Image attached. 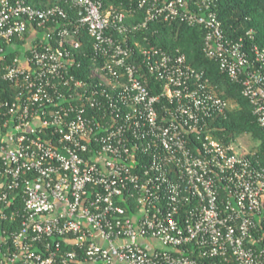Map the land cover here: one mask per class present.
<instances>
[{
    "label": "built area",
    "instance_id": "obj_1",
    "mask_svg": "<svg viewBox=\"0 0 264 264\" xmlns=\"http://www.w3.org/2000/svg\"><path fill=\"white\" fill-rule=\"evenodd\" d=\"M216 3L0 0V264H264V165L208 132L231 104L179 51L131 45L202 29L264 130V50Z\"/></svg>",
    "mask_w": 264,
    "mask_h": 264
},
{
    "label": "trees",
    "instance_id": "obj_2",
    "mask_svg": "<svg viewBox=\"0 0 264 264\" xmlns=\"http://www.w3.org/2000/svg\"><path fill=\"white\" fill-rule=\"evenodd\" d=\"M27 2L38 8H44L48 3L53 4L54 0H27ZM215 11L228 38L236 40L243 37L247 43L250 44L252 41L264 50V0H217ZM144 17V12H139L137 21L143 20ZM65 23L61 25L64 26ZM59 26L55 28L50 26L47 30L55 34ZM250 31L253 33L251 41L247 37ZM136 41L144 46L145 44L153 45L169 52L179 51L186 57L190 66L204 72L216 94L231 104L225 116L209 121L208 132L215 139L226 144L238 141L242 136H249L254 144L250 152L255 154L254 159L264 165V130L260 127L248 99L243 95L242 85L232 81L220 70L216 61L206 56L204 52L205 32L202 29L176 22L153 23L148 29L137 34L131 45L134 46ZM82 43L84 51L91 54L90 38L85 35ZM23 50L21 46L17 51L7 48V61L10 62ZM77 60L83 62L82 69L86 71L90 64V56L86 58L78 56ZM0 85L9 93L14 92L9 84L1 83ZM150 86L154 88V91L162 89L161 84L153 81L150 82Z\"/></svg>",
    "mask_w": 264,
    "mask_h": 264
},
{
    "label": "rangeland",
    "instance_id": "obj_3",
    "mask_svg": "<svg viewBox=\"0 0 264 264\" xmlns=\"http://www.w3.org/2000/svg\"><path fill=\"white\" fill-rule=\"evenodd\" d=\"M238 144L244 151H250L254 146L252 139L249 136H242L238 139Z\"/></svg>",
    "mask_w": 264,
    "mask_h": 264
}]
</instances>
